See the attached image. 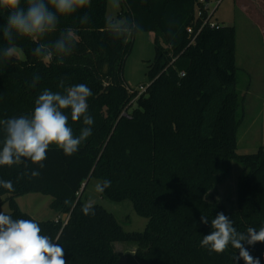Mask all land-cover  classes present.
Listing matches in <instances>:
<instances>
[{
    "label": "trees",
    "instance_id": "obj_1",
    "mask_svg": "<svg viewBox=\"0 0 264 264\" xmlns=\"http://www.w3.org/2000/svg\"><path fill=\"white\" fill-rule=\"evenodd\" d=\"M108 1L91 0L90 7L60 17L57 31L42 41L73 31L76 47L63 65L34 56L37 43L28 38L15 40L22 59L0 55V120L30 115L45 88L63 91L61 81L65 87L83 83L91 89L88 114L94 118L92 135L75 154L67 156L53 144L42 169L31 161L25 162L27 168L0 166V179L14 186L0 187V212L36 221L42 235L64 248L66 264H120L113 249L118 242L135 244L134 257L143 264H245L231 244L222 253L200 245L218 212L240 233L264 227V146L253 154L236 152L237 111L243 98L236 89L235 28L217 24L196 34L201 26L196 10L205 18L202 8L208 0H120V16L139 30L117 39L106 27ZM85 14L89 23L81 24ZM6 18L0 9V24ZM188 27L193 35L187 34ZM147 32L155 34L154 57L146 90L138 95L125 83L123 66L135 34ZM5 46L0 31V50ZM36 74L41 79L33 88ZM65 111L78 136L82 120L71 121L70 111ZM3 137L0 129V141ZM232 162L243 173L230 209L211 194L225 181ZM32 170L40 176L31 178ZM92 178L111 181L101 195L113 202L130 201L135 213L147 220L144 231L124 232L99 205H93L95 215H84L82 195ZM29 194L50 197L49 209L66 216V222L39 221L21 211L16 200ZM202 215L208 224L201 223ZM242 244L264 264V242Z\"/></svg>",
    "mask_w": 264,
    "mask_h": 264
},
{
    "label": "clouds",
    "instance_id": "obj_2",
    "mask_svg": "<svg viewBox=\"0 0 264 264\" xmlns=\"http://www.w3.org/2000/svg\"><path fill=\"white\" fill-rule=\"evenodd\" d=\"M91 0H0V9L7 12L5 23L0 24L7 46L0 50V55L11 59L17 53L15 40L28 38L37 43L33 55L43 62L53 58L63 65L71 57L76 47V37L71 29L60 33L54 41L42 42L57 31L60 17L71 16L80 9L90 7ZM81 24L89 23L87 14L80 18ZM110 34L117 39L128 36L139 26L133 22L117 19L106 20ZM41 77L34 75L30 87L35 88ZM63 91H52L45 88L34 101V110L30 115L0 120V129L4 133L0 141V166L21 165L27 168L26 161L44 167L50 145L61 149L65 155L78 152L81 144L92 135L94 118L88 114V98L92 95L86 84H75L68 87L61 81ZM71 121H81L84 125L79 135H74L69 126ZM40 172L32 170L31 178H37ZM111 186L110 180L97 183L95 190L104 192ZM0 187L14 190L12 181L0 179ZM84 215H95L91 202L82 206ZM201 223L208 224L209 218L202 215ZM212 231L203 236L201 247L209 252L222 253L231 244L240 250V257L245 264H259L242 242L254 244L264 242V227L259 231L248 228L247 234L240 233L233 226L232 220L223 212H218L210 221ZM39 224L30 219H13L0 212V264H66L64 248L52 237L41 234Z\"/></svg>",
    "mask_w": 264,
    "mask_h": 264
},
{
    "label": "rangeland",
    "instance_id": "obj_3",
    "mask_svg": "<svg viewBox=\"0 0 264 264\" xmlns=\"http://www.w3.org/2000/svg\"><path fill=\"white\" fill-rule=\"evenodd\" d=\"M260 1V0H259ZM208 0L206 7L209 13L214 10L212 20L223 26H232L236 32L235 58L237 66L236 89L243 98V104L237 111L240 122L237 131V153L253 154L260 146H264V40L258 34L256 27H252L254 17H245L246 14L256 11L264 12V5L253 0ZM120 0H109L106 8L107 19L120 16ZM154 32L137 33L133 39L132 51L123 66V78L127 86L137 91L140 86L146 87L148 65L154 57ZM161 46L164 43L159 41ZM23 58L17 50L16 55ZM243 173L242 167L232 162L225 181L215 188L212 197L223 203L227 208L235 207L236 184L238 177ZM97 179H90L82 195L83 204L91 202L99 205L112 214L124 232H142L147 220L139 217L128 200L113 202L95 190ZM21 211L35 220H53L55 213L49 209L50 197L40 194H29L17 198ZM7 211V206H2ZM114 252L120 256V264H143L134 257L136 245L133 243H114Z\"/></svg>",
    "mask_w": 264,
    "mask_h": 264
},
{
    "label": "built area",
    "instance_id": "obj_4",
    "mask_svg": "<svg viewBox=\"0 0 264 264\" xmlns=\"http://www.w3.org/2000/svg\"><path fill=\"white\" fill-rule=\"evenodd\" d=\"M198 2L200 3V4H203V3H205V0H198ZM218 3H219V1H217ZM218 3H217V5H218ZM202 10L203 11H206V17L205 18H202V11L201 10H196V18H198V19H200L201 21V26H200V28L197 30V33L196 34H198L200 31H201V29L203 28V27H208V28H210V29H214V28H216L217 27V24L218 23H216L214 20H212V14H213V12L212 13H209V11H208V8L206 7V5H204V7L202 8ZM186 32H187V34L190 36V35H193V27H188L187 29H186ZM193 43V41H191L190 42V44H192ZM180 76H183V74H180ZM145 90H146V87H142V86H140L139 87V89L136 91L137 93H138V95H140V94H142V93H144L145 92ZM67 218V217H66ZM65 218V220H64V223L66 222V219Z\"/></svg>",
    "mask_w": 264,
    "mask_h": 264
},
{
    "label": "crops",
    "instance_id": "obj_5",
    "mask_svg": "<svg viewBox=\"0 0 264 264\" xmlns=\"http://www.w3.org/2000/svg\"><path fill=\"white\" fill-rule=\"evenodd\" d=\"M253 1H255V3L257 2V4L264 5V0H260V1L259 0H253ZM244 16L255 18L254 22L250 21V23L253 24L251 26L256 27L255 29L258 31L259 36L261 37L262 40H264V12H262L261 14H258L256 11H254L253 13H250V14L245 13ZM235 47H236V45H235ZM235 54H236V50H235ZM55 215L56 216L53 219L61 218V220L64 221L66 218V216H59L57 214H55Z\"/></svg>",
    "mask_w": 264,
    "mask_h": 264
},
{
    "label": "water",
    "instance_id": "obj_6",
    "mask_svg": "<svg viewBox=\"0 0 264 264\" xmlns=\"http://www.w3.org/2000/svg\"><path fill=\"white\" fill-rule=\"evenodd\" d=\"M88 182V180L82 185V187H81V192L83 191V189H84V187H85V185H86V183ZM81 192H80V194H81ZM80 196V195H79Z\"/></svg>",
    "mask_w": 264,
    "mask_h": 264
}]
</instances>
